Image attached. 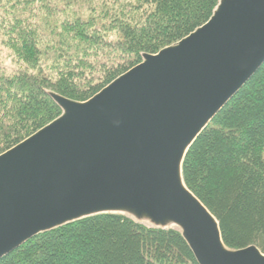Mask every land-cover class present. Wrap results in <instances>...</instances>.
Masks as SVG:
<instances>
[{
  "label": "water",
  "instance_id": "obj_1",
  "mask_svg": "<svg viewBox=\"0 0 264 264\" xmlns=\"http://www.w3.org/2000/svg\"><path fill=\"white\" fill-rule=\"evenodd\" d=\"M264 63V0H219L209 20L0 154V260L31 238L101 215L177 229L196 264H264L231 250L187 189L184 157Z\"/></svg>",
  "mask_w": 264,
  "mask_h": 264
},
{
  "label": "trees",
  "instance_id": "obj_2",
  "mask_svg": "<svg viewBox=\"0 0 264 264\" xmlns=\"http://www.w3.org/2000/svg\"><path fill=\"white\" fill-rule=\"evenodd\" d=\"M218 2L0 0V54L21 64L0 63V154L60 116L49 93L87 101L205 24ZM182 179L226 248L264 254V63L188 149ZM0 264L196 262L177 229L101 214L39 234Z\"/></svg>",
  "mask_w": 264,
  "mask_h": 264
},
{
  "label": "rangeland",
  "instance_id": "obj_3",
  "mask_svg": "<svg viewBox=\"0 0 264 264\" xmlns=\"http://www.w3.org/2000/svg\"><path fill=\"white\" fill-rule=\"evenodd\" d=\"M115 1V0H114ZM119 1V0H118ZM135 2V1H134ZM113 5V2L112 4ZM11 56V55H10ZM0 63L7 65V66H11L12 68H18L19 66L21 67L20 63H17L16 60L11 59V57H9V54L6 52H2L0 54ZM23 68V67H22Z\"/></svg>",
  "mask_w": 264,
  "mask_h": 264
}]
</instances>
